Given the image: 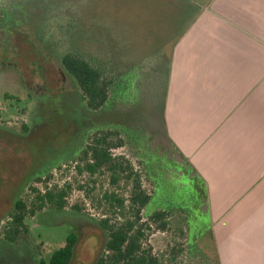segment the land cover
<instances>
[{"label":"rangeland","instance_id":"374dc122","mask_svg":"<svg viewBox=\"0 0 264 264\" xmlns=\"http://www.w3.org/2000/svg\"><path fill=\"white\" fill-rule=\"evenodd\" d=\"M203 1L0 0L2 9L16 5L10 7V19L0 24V227L5 226L14 198L29 195L27 186L44 188L34 180L25 183L36 168L40 177L51 175L48 187L73 183L68 206L83 208L82 213L67 208L28 219V233L15 242L5 241L0 230V264H39L63 247L70 233L77 235L70 264H95L104 244L96 222L112 215L105 212V202L97 205V199L114 192L128 207L130 187L123 180L111 185L104 173L96 176L88 198L76 185V181L85 184L87 177L76 175L71 165L80 156L75 154L81 134L115 127L129 134L138 151L127 139L126 146L112 151L113 156L127 157L141 171L149 195L155 187L154 207L144 211L143 220L152 210L168 206L172 228L189 230L191 248L218 262L210 220L203 213V188L181 170L163 123L171 48ZM68 53L100 63L107 79L115 81L104 109L85 108L60 62ZM56 163L59 168L47 169ZM150 227L146 245L161 252L165 242L174 244L170 229L165 235L154 223Z\"/></svg>","mask_w":264,"mask_h":264},{"label":"crops","instance_id":"0c3cea01","mask_svg":"<svg viewBox=\"0 0 264 264\" xmlns=\"http://www.w3.org/2000/svg\"><path fill=\"white\" fill-rule=\"evenodd\" d=\"M171 48L165 137L203 182L218 264H264V0H204Z\"/></svg>","mask_w":264,"mask_h":264},{"label":"trees","instance_id":"16d2710c","mask_svg":"<svg viewBox=\"0 0 264 264\" xmlns=\"http://www.w3.org/2000/svg\"><path fill=\"white\" fill-rule=\"evenodd\" d=\"M0 7L2 9L3 6ZM10 7L15 8L16 5H7V8L1 10L0 24L10 19ZM60 62L64 71L78 87L86 109L96 112L109 104L115 81L108 80V76L105 77L100 63L98 65L90 63L81 53L65 54ZM127 139L130 143L134 142L129 134L119 127L97 130L89 138V142L84 145L80 156L71 165L76 175L87 177L85 184L76 181V185L78 189L86 192L88 198L89 193L97 184L96 176H102L104 173L109 174L111 185L117 186L120 180H123L130 187L128 200H126L129 202L128 207L125 206V200L114 192H104L97 199V205L100 207L103 202L106 203L108 208L105 212L107 214H112L113 218L120 215L123 220L115 221L111 216H105L96 222L104 235V244L95 264H218L217 261L210 262L201 252L198 253L191 248L189 230L172 228L170 213L167 211L169 208L165 209L168 206L161 205L164 207L152 210L146 215L147 221L143 220L144 211H147L149 206L154 207L152 200L155 187L153 194L149 195L143 187L141 171H136L127 157L113 156L112 151L126 146L125 140ZM131 146L134 151H138L134 143ZM50 178L51 175L36 178L33 183H43L44 188L31 184L27 186L30 190L27 198L19 197L16 200L9 216L11 221L6 226L9 229L3 230L5 241L15 242L18 237L25 236L29 231L26 220L38 217L46 211L63 212L69 208V211L82 213L83 208L77 204L68 206L67 199L73 183L63 182L61 186L48 187L46 184ZM193 179L199 181L204 195L202 180L198 177H193ZM151 222L154 223L156 231L165 233V235L170 229L172 236L169 237L173 238L172 243L174 244L165 242L166 249L161 252H156L152 246L146 245L149 237L147 231L151 229ZM175 239L180 241L176 243ZM76 244L77 235L68 234L63 247L55 250L48 260L41 259L39 264H70Z\"/></svg>","mask_w":264,"mask_h":264},{"label":"flooded vegetation","instance_id":"af4514ba","mask_svg":"<svg viewBox=\"0 0 264 264\" xmlns=\"http://www.w3.org/2000/svg\"><path fill=\"white\" fill-rule=\"evenodd\" d=\"M104 75H105V77H107L108 75H107V73H104ZM23 129H24V126H23ZM30 130V126H29V128H27V131L26 132H28ZM22 133L24 134V130L22 131ZM84 135V136H83ZM93 134H92V132H87V133H85V134H81V138H80V140H81V144H80V149L76 152V154H75V156L76 155H80V153H81V151L84 149V145L87 143V140H89V138L92 136ZM117 150V149H116ZM173 152L176 154V152L174 151V149H173ZM77 156V157H78ZM176 156H177V160H178V164L181 166L180 168H181V170L186 174V175H188L187 177H189V179H191L192 180V178L194 177V174L192 173V171L190 170V168L181 160V158L176 154ZM55 159H53L52 161H54ZM143 162H144V160H143ZM52 162H47L46 164H51ZM144 165H145V162L143 163ZM59 166V163H56V164H53V165H49V167L47 168L48 170H50V169H53V168H57ZM38 168H36V170H34L33 172H32V174L25 180V183H28V182H30V181H32V180H35L36 178H38V177H40L41 175L39 174V172H38ZM45 175V174H44ZM22 186L24 187V180H23V184H22ZM20 197V195H17L15 198H14V200H13V202H12V209L6 214V217H5V219L3 220V225H5V226H1L0 227V230H8L9 228L8 227H6L7 226V224L9 223V221H11V219H10V213H11V211L14 209V204H15V202H16V200L18 199ZM71 213H73V212H71ZM75 213V212H74ZM76 214V213H75ZM36 218V217H35ZM31 220H34V218L33 219H31Z\"/></svg>","mask_w":264,"mask_h":264}]
</instances>
